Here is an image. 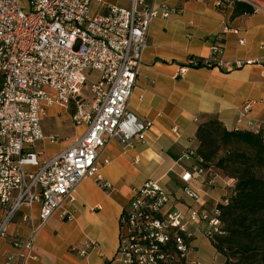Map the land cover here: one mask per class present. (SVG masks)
Listing matches in <instances>:
<instances>
[{"label": "built area", "instance_id": "2783aa9c", "mask_svg": "<svg viewBox=\"0 0 264 264\" xmlns=\"http://www.w3.org/2000/svg\"><path fill=\"white\" fill-rule=\"evenodd\" d=\"M105 2L0 0V239L6 238L20 209L36 202L41 205L40 227L57 213L73 218L67 205L75 201L74 193L86 178L111 190L112 184L100 174L101 166L109 163L101 159V148L113 137L132 147L153 126L151 120H140L129 104L151 23L168 17L173 9L149 0H132L123 8L107 5V12L95 7H104ZM222 48L221 41L214 44L203 66H222ZM196 63V57H190L187 66ZM236 63L242 67L255 62L238 59ZM90 71L98 77L89 98L84 89ZM53 105L73 106V122L87 129L69 147L42 160L39 142L59 140L46 135L42 124ZM253 105L254 101L243 105L240 124ZM202 173L204 169L197 165L181 176L186 183L182 193L195 201L201 195L189 182ZM131 192L120 218L118 253L123 264H187L193 249L190 226L201 223V231L210 239L224 233L218 207L204 213L192 207L183 210L159 180L148 179ZM38 229L33 228L25 247L32 246ZM95 245L89 241L79 253L86 255Z\"/></svg>", "mask_w": 264, "mask_h": 264}, {"label": "crops", "instance_id": "0c3cea01", "mask_svg": "<svg viewBox=\"0 0 264 264\" xmlns=\"http://www.w3.org/2000/svg\"><path fill=\"white\" fill-rule=\"evenodd\" d=\"M131 1L106 0L104 7H95L107 12V5L123 8ZM149 1L173 9L168 17L151 23L129 104L140 120L153 121L152 128L132 147L113 137L101 148V159L109 163L101 166L100 174L112 184V190H105L94 178L83 180L74 193L75 201L67 205L73 218L57 213L40 227V203L22 207L9 224L6 238L0 239V264L9 259L10 264H123L118 253L120 218L131 191L148 179L159 180L183 210L192 207L201 213L212 212L232 195L233 178L206 170L194 174L189 182L201 195L195 201L182 193L186 183L181 176L200 166L189 154L198 148L199 123L217 117L230 130L264 128V0H243L251 3L255 12L235 18L233 0H223L222 5L220 0ZM219 41L223 44L222 66H187L190 57L210 58L213 45ZM238 59L255 63L239 67ZM247 101H254V105L240 124L238 117ZM68 111L60 105L47 109L44 132L59 140L39 142L42 160L63 151L86 131L87 126L76 125ZM33 228L39 229L28 248L25 243ZM201 230V223L189 227L193 249L187 264H225L224 255ZM89 241L96 245L81 255L79 250Z\"/></svg>", "mask_w": 264, "mask_h": 264}, {"label": "trees", "instance_id": "16d2710c", "mask_svg": "<svg viewBox=\"0 0 264 264\" xmlns=\"http://www.w3.org/2000/svg\"><path fill=\"white\" fill-rule=\"evenodd\" d=\"M232 4L234 18L255 12L249 2ZM196 59L193 67H203L206 59ZM1 84L0 77V88ZM196 133L198 148L193 155L204 171L235 180L232 195L217 205L224 233L212 239L215 247L225 264H264V128L230 130L210 117L198 124Z\"/></svg>", "mask_w": 264, "mask_h": 264}, {"label": "rangeland", "instance_id": "374dc122", "mask_svg": "<svg viewBox=\"0 0 264 264\" xmlns=\"http://www.w3.org/2000/svg\"><path fill=\"white\" fill-rule=\"evenodd\" d=\"M89 81H87L88 83H87V85H86V87H85V89H84V96H86V97H92V94L90 93V87H91V84H92V82H95V80L97 79V77H98V73H96V72H94V71H90L89 73ZM67 110H69L68 112L70 113V114H72L73 112H72V110H74V107L73 106H71V108L69 107V108H67ZM44 127L45 128H47V126L44 124ZM112 190V189H111ZM110 190V191H111Z\"/></svg>", "mask_w": 264, "mask_h": 264}]
</instances>
